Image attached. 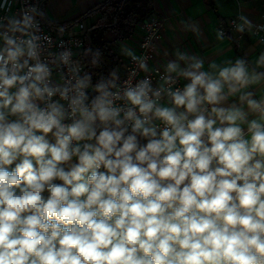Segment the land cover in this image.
<instances>
[{
    "label": "clouds",
    "instance_id": "clouds-1",
    "mask_svg": "<svg viewBox=\"0 0 264 264\" xmlns=\"http://www.w3.org/2000/svg\"><path fill=\"white\" fill-rule=\"evenodd\" d=\"M30 27L0 32V264H264V53H178L154 87L65 52L53 84Z\"/></svg>",
    "mask_w": 264,
    "mask_h": 264
},
{
    "label": "crops",
    "instance_id": "crops-1",
    "mask_svg": "<svg viewBox=\"0 0 264 264\" xmlns=\"http://www.w3.org/2000/svg\"><path fill=\"white\" fill-rule=\"evenodd\" d=\"M104 1L50 0L43 6L40 14L46 23L68 22ZM152 5L154 13L165 19L153 67L163 68L173 61L179 63L182 68L186 67L190 61L179 60L177 55L179 53L202 59L203 70L206 71H211L208 65L213 61L224 66L226 61L235 63L238 58L244 59L251 69L256 68L257 60L264 53V42L255 37L249 28L246 29V36L240 44H236L231 37H223L217 33L221 21L238 16L250 22L264 21V0H152ZM99 17L100 14L85 22L91 26ZM8 25L9 23L4 27L7 28ZM1 26L3 27L0 22ZM77 29L78 26L71 30ZM141 33V28L137 27L135 35L128 41L111 43L113 50L120 56L121 73L123 64L135 52L136 40ZM256 71L264 72V67L256 68ZM181 79L184 84L188 82ZM249 90L255 93L256 99H259L264 95V83L251 86ZM231 103L239 104L238 97H230L225 106Z\"/></svg>",
    "mask_w": 264,
    "mask_h": 264
},
{
    "label": "built area",
    "instance_id": "built-area-1",
    "mask_svg": "<svg viewBox=\"0 0 264 264\" xmlns=\"http://www.w3.org/2000/svg\"><path fill=\"white\" fill-rule=\"evenodd\" d=\"M42 2L43 0H0V22L3 25V27H0V32L7 29L4 25L8 24L9 21L13 19L21 21L27 15L31 19L29 32L38 38L36 42L39 46L40 59L48 63L51 68L52 83L63 84L70 77L69 65H64L60 61V56L65 52L71 54L70 66L77 68L80 77H83L85 66L80 60V55L84 49L85 35L89 31L90 26L84 21L78 26L77 30H69L67 33L61 30L51 31L40 16ZM164 25L165 19L155 13L139 23L137 27L141 28L142 33L136 40L137 47L135 52L123 64L121 77L117 82L118 85H122L124 81L130 78L133 83H136L149 77L153 86H158L161 82V77L166 74V67H153L152 63L162 38ZM240 28L243 31H240ZM247 28L261 42H264V21L250 22L242 16L221 21L218 24L217 33L223 37H231L236 44H240L246 36ZM0 46H3L2 39H0ZM133 57H136V59H133ZM140 62H144L147 65V72L139 67ZM183 85V80L177 78L176 83L172 87L182 88ZM90 89L87 91L89 92ZM53 99H59V97L56 96Z\"/></svg>",
    "mask_w": 264,
    "mask_h": 264
},
{
    "label": "trees",
    "instance_id": "trees-1",
    "mask_svg": "<svg viewBox=\"0 0 264 264\" xmlns=\"http://www.w3.org/2000/svg\"><path fill=\"white\" fill-rule=\"evenodd\" d=\"M49 1L43 0L41 11ZM153 13L152 0H105L72 21L46 24L55 30L68 31L100 14L85 35V46L80 55V60L85 66L84 75H90L91 82L95 85L102 78L111 79L113 72L117 74V82L119 81L121 59L111 47V43L131 39L139 23ZM89 94H93L92 89Z\"/></svg>",
    "mask_w": 264,
    "mask_h": 264
}]
</instances>
